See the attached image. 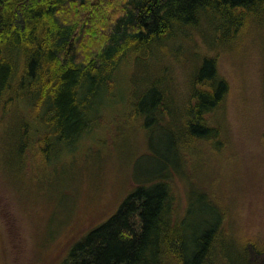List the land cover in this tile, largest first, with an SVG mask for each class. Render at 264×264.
<instances>
[{
	"label": "trees",
	"instance_id": "trees-1",
	"mask_svg": "<svg viewBox=\"0 0 264 264\" xmlns=\"http://www.w3.org/2000/svg\"><path fill=\"white\" fill-rule=\"evenodd\" d=\"M203 23L213 47V40L244 36L247 25L264 44V0H0V118L14 120L15 172L30 173V191L46 192L49 182L58 191L55 177L67 181L69 159L96 141L102 120L131 110L147 131L163 126L167 96H157L156 83H148L136 105L126 96L124 72L192 29L201 31ZM221 27L228 29L225 36ZM196 71V96L177 107L186 118L164 138L174 161L155 186L140 183L61 264H233L222 214L200 196L204 190L194 188L203 203L199 212L188 206L181 212L169 183L185 169L187 155L199 153L200 142L217 149L223 141L224 119H217L228 84L213 58L204 56ZM193 214L197 221L189 223ZM240 260L249 263L248 256Z\"/></svg>",
	"mask_w": 264,
	"mask_h": 264
},
{
	"label": "rangeland",
	"instance_id": "rangeland-1",
	"mask_svg": "<svg viewBox=\"0 0 264 264\" xmlns=\"http://www.w3.org/2000/svg\"><path fill=\"white\" fill-rule=\"evenodd\" d=\"M202 30L192 29L169 48L163 46L156 58L140 59L124 72L126 96L136 105L148 83H156L157 96H167L164 125L147 131L131 110L107 124L102 120L96 141L69 159L67 181L62 174L55 177L56 192L50 182L46 192H31L30 173L17 175L11 137L16 126L9 116L0 118V264H61L70 248L115 214L140 183L155 186L156 176L174 161L164 138L186 118L177 107L196 96L192 80L204 56L216 60L228 84L217 119H224L223 141L217 149L200 142L199 153L187 155L183 172L173 173L174 205L181 212L187 206L199 212L203 203L194 188H202L200 196L205 194L222 214L232 263L243 256L248 264L264 263V44L249 25L242 37L211 41L215 47L206 42L205 32L213 35L205 23ZM220 31L225 36L228 29ZM62 186L65 196L59 193ZM187 219L193 223L197 216Z\"/></svg>",
	"mask_w": 264,
	"mask_h": 264
}]
</instances>
